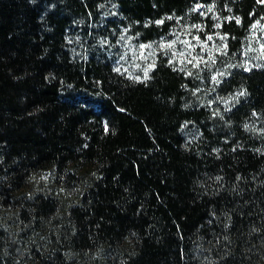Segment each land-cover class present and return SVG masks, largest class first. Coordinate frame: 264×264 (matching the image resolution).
<instances>
[{
	"label": "trees",
	"instance_id": "1",
	"mask_svg": "<svg viewBox=\"0 0 264 264\" xmlns=\"http://www.w3.org/2000/svg\"><path fill=\"white\" fill-rule=\"evenodd\" d=\"M205 1L234 50L264 14ZM194 2L0 0V264H264V68L233 69L216 115L162 52L136 78L71 46L77 20L154 41Z\"/></svg>",
	"mask_w": 264,
	"mask_h": 264
},
{
	"label": "rangeland",
	"instance_id": "2",
	"mask_svg": "<svg viewBox=\"0 0 264 264\" xmlns=\"http://www.w3.org/2000/svg\"><path fill=\"white\" fill-rule=\"evenodd\" d=\"M222 18L223 10L215 1L195 0L185 15L161 19L172 23L171 29L154 41H140L125 28L113 37H98L94 23H89L86 30L79 20L70 29L69 38L79 57L84 56L91 43L99 42L109 51L119 71L136 78L145 77V70L149 74L159 52L168 55L191 79L188 89L192 101L218 115L243 96L241 90L222 96L217 89L231 71L264 68V14L253 22L237 50L220 29ZM186 127L187 132L195 130L193 123Z\"/></svg>",
	"mask_w": 264,
	"mask_h": 264
},
{
	"label": "snow or ice",
	"instance_id": "3",
	"mask_svg": "<svg viewBox=\"0 0 264 264\" xmlns=\"http://www.w3.org/2000/svg\"><path fill=\"white\" fill-rule=\"evenodd\" d=\"M209 39H211V37H209ZM152 67V66H149ZM117 71H119V69H117ZM145 78H147V70H145Z\"/></svg>",
	"mask_w": 264,
	"mask_h": 264
}]
</instances>
